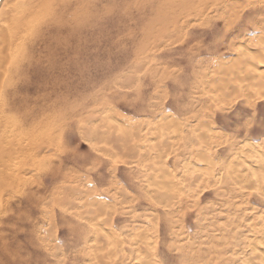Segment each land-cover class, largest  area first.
Masks as SVG:
<instances>
[{"label": "rangeland", "instance_id": "obj_1", "mask_svg": "<svg viewBox=\"0 0 264 264\" xmlns=\"http://www.w3.org/2000/svg\"><path fill=\"white\" fill-rule=\"evenodd\" d=\"M199 1L48 2L49 38L25 43L32 73L45 78L32 80L40 92L27 99L53 88L54 110L28 108L33 122L57 121L31 127L43 143L25 161L24 187L2 188L10 208L0 205V264L29 258V239L48 264H264L252 249L263 251L264 183L250 168L264 163V0ZM242 54L255 60L263 84L239 72ZM46 58L51 70L39 66ZM63 114L66 132L58 128ZM111 123L119 129L108 131ZM102 130L126 145L88 133ZM49 172L67 181L49 180ZM63 184L67 203L58 206ZM155 187L168 198L153 197ZM96 195L107 204L95 212ZM96 227L116 238L111 246H90ZM106 252L111 261L101 260Z\"/></svg>", "mask_w": 264, "mask_h": 264}, {"label": "bare ground", "instance_id": "obj_2", "mask_svg": "<svg viewBox=\"0 0 264 264\" xmlns=\"http://www.w3.org/2000/svg\"><path fill=\"white\" fill-rule=\"evenodd\" d=\"M52 1L53 0H0V189H1L0 190L1 191L0 192V205L3 204L5 210H7V208H10L9 207L10 203L9 204L7 203L8 202L7 198L6 199L3 198V196H4L3 192L4 191L2 192V190H4V189H2V188L5 187L6 184H7L8 188L10 187L12 189L13 188L17 189L18 186H19V189H20V187H21V189L24 187V180H25V178L27 179V177H24L25 161L28 158L31 159L32 156H36V154H37L36 150H38V148H40V145L43 143V138H39L38 135L35 134V132L32 130V128L35 127L36 129L37 128L45 129V128L54 126L56 124V121H57L56 118H54L50 115H46L45 117L41 118L40 120H38L36 122H33V120H32V117H31V114H30L29 108H28L29 104L32 105L31 110L33 111V114H35L36 112H39L40 114H44L45 112L48 113V112L54 110L55 109V103L54 102L51 103V95L53 94V88L46 87L45 91L42 90V94L40 95L41 99H40V97L37 98V96L39 95V92H40V88L36 87V89H35V88L29 87L30 86L29 84H31L33 79H36L38 81H43L45 78H43L42 75H37L36 73H34V74L32 73V69H31L32 66L30 65L31 61L29 59V54L27 52V49L25 48V46H26L25 43L27 41H28V47H29V45L31 46L32 43H33V47H34L38 43L37 41L42 42V40H44L45 37L49 38V34L46 32V28H47V26L51 25V21H49L48 9H46V6H47L48 2H52ZM199 2H201V0ZM176 5H178V4L176 3ZM188 8H189V10H192L191 7H188ZM186 13H188V12H186ZM178 20H179V18H178ZM177 22L178 21L174 22V24H176ZM243 55L244 54H242V56ZM242 56L241 57L237 56V58H236L237 60L235 59L236 61H238L237 64L241 68V69H239V72L242 71L243 77H245L249 81L250 80L255 81V79H258L259 83L263 84V82L261 81L263 73H261V71L260 72L258 71L257 65L254 64L255 60L250 59L249 56H247V57L245 55H244L245 57L244 56L242 57ZM259 58H260V56H259ZM39 60L40 59L35 60L36 63ZM235 64L236 63H234V66H235ZM263 64H264V62H263ZM45 65H48L50 67L48 70L52 69L51 68L52 63H50L47 58H46L45 63H44L43 59H41V61L39 63V66H43V68ZM60 65H62V63ZM65 65H68V63H65ZM254 67H256V69ZM230 68H231V66H230ZM233 69H234V67H233ZM45 75H50V77H51L52 74L47 72ZM239 76H241V75H239ZM240 79H241V77H240ZM245 80L243 82H245ZM248 80H246V82ZM222 82H226V81L223 80ZM227 83H230V82H227ZM29 91H31L32 93H36L37 96L35 99H32V100L27 99V94ZM39 102H42V104L38 105ZM14 114L19 115L20 120L14 121L13 119H11L9 121V119ZM65 118H66V116L63 114L60 122L58 123V128L62 129L63 132H66V130H67L66 127L68 126V123H67ZM21 122H23V124H25V125L30 124L27 131L32 127L30 129V130H32V132L25 131V128H23V130H21V128H22L21 124H20ZM116 128L119 129V127L116 126V123L115 124L111 123V124H108V126H107L108 131L111 129L116 130ZM103 131L104 130L97 131L96 134H92V132H89V131H88V133L90 134V136L94 135L98 139H105L106 138L107 141H110V140L113 141L114 145L117 149L124 147L126 145V139H125V137L123 138L120 133H119V135H121V136H119V135L114 136L112 133L111 134L109 133L110 134V136H109V134L105 135L106 133H104ZM62 141L63 142L66 141L65 136L62 137ZM47 143L50 144V139H48ZM247 146H249V145H247ZM128 149H130V148L128 147ZM146 158L148 159V157H146ZM252 159L253 158H251V160ZM261 161L262 160H260V162ZM63 163H65V161H63ZM245 165L246 164H244V166ZM246 167H248V166H246ZM250 168L254 172L252 175L253 176L255 175L260 180L259 182L264 183L263 182L264 181V163H260V164L257 163V166H251ZM157 169L155 168V170H157ZM249 171H250L249 168H247V172H249ZM250 172H252V171H250ZM51 174H53V175H51ZM156 175H158V174H156ZM59 176L62 180L67 181L68 174L67 175H65V174L61 175V173H57V172H52V173L49 172L47 175V179L50 180L51 177L58 178ZM158 176H159L158 178H161L164 180L162 183L166 186V184L168 183V180H170V179L168 178V174L165 172V170L161 168L159 170ZM149 177H151V176H149ZM154 178H156V177H154ZM194 179H196V178H194ZM151 182H154V184H156V182L153 180ZM158 184H156V185H158ZM170 184H171L170 186L172 187L173 183L171 182ZM66 186L63 184V185L57 187V190H60L61 194L63 195L61 197V200H57L56 202L54 201L55 203L58 204V206L64 205L65 203H67L66 202V199H67L66 193L69 191L70 188H67ZM160 188H162V187H160ZM72 189H76V188H72ZM155 189L156 190L154 191L155 193L153 194V197H155L156 199H159V200H164L165 198H168V196H166L167 193L165 194V193H163V191L158 190V187L157 188L155 187ZM11 190H10V192H11ZM7 191H8V189H7ZM27 192L30 193L29 190ZM71 192H73V190ZM81 194H82V192H81ZM84 194H82V196ZM170 195H172V194H170ZM16 197H20V196H16ZM85 199H86V196H85ZM89 199H90V197H89ZM12 201L14 202V200H12ZM85 202H87V200ZM91 202L93 205L92 206L93 211H95V212L98 210L100 211V208L102 206L99 207V205H106L107 204V203L105 204V202H101L100 197L97 195L93 198V201H91ZM70 203H72V202H70ZM154 204H156V203H154ZM48 205H50V204H48ZM51 206H52V204H51ZM166 210H168V208H166ZM88 213H87L88 215L92 214L91 211H88ZM54 214H55V212H53L52 217H55ZM97 215H99L98 212H97ZM92 217H93V215H92ZM98 217H100V216H98ZM153 220H154V218H153ZM106 230L104 232V231L98 229L97 227L93 229L94 232H93L92 236L94 237L93 240L95 241V243L90 245V246L91 247L93 246V248L95 250H96L95 244H102V245L109 244L110 245L116 239L114 236L115 239H111L112 242L110 243V241H111L110 240V233H109V231L107 232ZM48 238H47V241H48ZM45 239H40V243L41 244L45 243ZM50 239H49V241H50ZM33 241H34V246H35L36 241L34 239H33ZM33 241H32V239H29L28 244H27V247H29V249H30L29 252H30L31 256L29 258L27 257V258L23 259L22 257L18 258V255H17V258H18L16 261L17 264H48L45 259H42V261H40L41 259L38 260L39 259V257H38L39 250L37 248H34ZM37 241H38V239H37ZM53 241H55V239H53ZM55 242L57 244V241H55ZM83 243H85L84 240H83ZM116 243H117V241H116ZM78 244H80V243H76V245H78ZM55 246H57V245H55ZM262 246H261L263 248L262 253L257 252L256 247H252V249H253V252L255 253V256L257 257V259L259 258V259H262L264 261V241L262 242ZM27 247H26V249H27ZM84 247H82L83 250H84ZM261 247H259V248H261ZM38 248H39V246H38ZM50 248H51V246H50ZM43 250H44V252H43L44 254H46L47 256L49 255L50 257H53V254H50L48 252L50 250H54V249H48V247L46 248L44 246ZM136 250H138V249H136ZM139 250H140V248H139ZM142 251H143V249H142ZM79 252H82V250H79ZM51 253H53V251ZM106 253H104L101 256V260L104 257L108 258V259L110 258L111 253L110 254H108V253L106 254ZM143 253H145V251ZM58 254H60V253H58ZM54 255H55V253H54ZM139 255H140V253H139ZM113 257H114V254H113ZM116 257H114V258H116ZM252 257L254 258V255ZM124 258H126V256ZM137 258H139V257H137ZM52 260H54V259H52ZM110 261H111V258H110ZM116 261H118V260H116ZM146 262H147V260H146ZM150 262L153 263V261H150ZM244 262H245V260H244ZM65 263H66L65 259L58 262V264H65ZM140 264H142V263H140ZM143 264H144V262H143Z\"/></svg>", "mask_w": 264, "mask_h": 264}]
</instances>
